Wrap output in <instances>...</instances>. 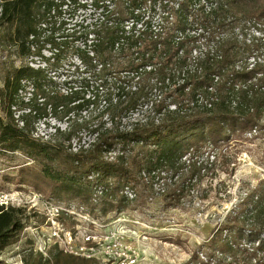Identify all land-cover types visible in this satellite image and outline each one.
Segmentation results:
<instances>
[{
	"label": "trees",
	"instance_id": "16d2710c",
	"mask_svg": "<svg viewBox=\"0 0 264 264\" xmlns=\"http://www.w3.org/2000/svg\"><path fill=\"white\" fill-rule=\"evenodd\" d=\"M90 1L94 8L90 18L96 12L99 17L92 22L86 16L76 19L74 26L79 24L83 42L76 56L81 64L93 66L94 81H90L94 83L69 88L67 106L79 113L98 108L103 101V112L111 107L117 114L130 113L144 104L149 90H165L174 84L181 98L170 102L174 108L167 106L164 113L153 108V117L124 128L95 130L92 146L73 152L72 146L32 137L14 122L11 107L26 88L24 83L39 74L28 65L14 68L0 89V103L7 106L8 116H0V157L20 151L33 163L21 166L18 178L8 181L29 185L63 203L79 200L81 204L90 202L95 184L103 185V213L121 212L140 200L138 187L153 193L154 183L165 186L169 173L177 176L180 162L196 167L188 154L207 144L215 147L229 142L235 133L254 136L264 130V0ZM88 2L0 0V27H10V46L26 48L24 53L29 54L43 31L71 23L79 8L88 9ZM73 5L74 11L69 8ZM252 27L258 35L248 37ZM83 87L87 92L81 91ZM107 151H114L113 160L105 158ZM90 173L98 174L95 183L88 180ZM143 173L149 175L147 181ZM132 179L136 196L130 199L121 191ZM182 191L175 188L171 195L183 196ZM253 193L262 194L259 187ZM260 213L257 208L252 211L257 219ZM249 219L236 214L225 221L224 244L215 248L222 254L218 264H264V236L255 227V219ZM28 220L26 207L0 203V252L18 240ZM247 223L255 227L246 234L250 246L243 243ZM237 253L244 255L240 259ZM206 256L205 261L195 258L187 264H214L211 253ZM96 263L61 251L34 262Z\"/></svg>",
	"mask_w": 264,
	"mask_h": 264
},
{
	"label": "rangeland",
	"instance_id": "374dc122",
	"mask_svg": "<svg viewBox=\"0 0 264 264\" xmlns=\"http://www.w3.org/2000/svg\"><path fill=\"white\" fill-rule=\"evenodd\" d=\"M79 1L82 3V0ZM88 3V9L79 8L78 16H74L71 23L56 26L51 31H43L33 42L29 54L24 53L28 52L26 48L10 46L7 39L10 27H0L2 87H5L6 76L11 75L14 68L28 65L39 70V74L32 77V83H24L26 88L16 98V106L11 107L18 127H24L26 133L39 140L57 141L65 146H72L75 142L78 147L79 144L91 147L96 136L95 130L99 129L102 133L106 128H124L138 119L153 117V108L155 111L160 109L163 113L167 106L174 108L169 105L170 102L181 98V92H178L174 84L165 90H149L144 104L130 113L117 114L111 107L103 112V101L98 108L90 107L79 113L73 106H67L69 88L80 89L81 85L94 83L90 81H94L93 66L81 64L76 56L78 47L83 43L79 24L74 26L76 19L80 21L86 16V20L92 22L99 17L96 12L90 18L94 8L90 0ZM69 8L74 11V5ZM254 34L258 35L252 27L248 37ZM75 65L78 68L75 69ZM83 88L81 91H86ZM152 101L155 102L153 107ZM56 104L64 106H55ZM6 108L0 103L2 118L8 117ZM112 113H116V116L111 124ZM67 114L70 119L66 118ZM82 119L86 122L83 123ZM59 131L62 133L59 134ZM71 150L74 152L73 148ZM105 154V158L110 160L116 155L114 151H107ZM212 156L217 158L213 160ZM190 157H193L192 162L196 167L184 166L180 162L177 165L180 167L177 176L169 173L165 186L160 185L164 189L154 183L153 193L149 194L148 191L146 194L142 186L138 187L140 200L127 204V208L121 212L111 210L104 214L100 203L95 204L90 200L88 204H81L76 200L75 205H83L85 210L80 214L75 209L72 212L74 215H60V227L78 233L77 244L80 243L81 233L86 232L95 235V242L113 237L112 242L111 238L106 243L102 242L98 250H111L115 247L113 254L135 252L138 256L137 264H187L195 258L205 261L208 258L206 252H210L214 264H218L222 254L215 248L224 244L222 238L226 231H222V228L225 221L236 214L255 219L256 224H253L260 227L258 229L264 236V229H261L264 228V130H259L254 136L235 133L229 142L225 141L215 147L207 144L199 151L188 154V158ZM32 163L33 160L20 151L0 157V199L11 205L26 207L29 215L26 228L18 240L0 252V261L4 264H34L41 257L49 258L40 251L44 248L51 251L49 255L58 252L54 242H48V237L53 232L51 222L48 221V203L56 204L60 201L29 185L6 179L18 178L19 168ZM132 180L129 182L131 187L135 186V179ZM256 187L261 189V195L253 193ZM175 188L183 190L184 195L174 198L171 194ZM254 208L261 211L258 219L252 214ZM255 227L251 223L244 226L243 243L247 246H250V241L246 234ZM236 255L241 259L244 254ZM95 260L96 264H110L112 261L102 254H98Z\"/></svg>",
	"mask_w": 264,
	"mask_h": 264
},
{
	"label": "built area",
	"instance_id": "2783aa9c",
	"mask_svg": "<svg viewBox=\"0 0 264 264\" xmlns=\"http://www.w3.org/2000/svg\"><path fill=\"white\" fill-rule=\"evenodd\" d=\"M2 88V85L0 84V89ZM81 145L79 144V147ZM77 143L74 142V145L72 144V148L75 152L79 149ZM112 153V152H111ZM115 154V153H114ZM144 179L147 181L149 175L147 173L142 174ZM88 180L92 183L96 182V179L98 177L97 173H90L88 176ZM156 185H159V183H155ZM160 186V185H159ZM122 194L127 196L130 199H133L136 194L134 189L127 184L123 187ZM106 194L105 188L103 185L95 184L93 194L91 197V201L95 204L101 203L102 197ZM1 204H8L5 203L4 200L0 199ZM50 204L48 207V221L51 222V225L53 227V232L48 237V242L51 243L54 242V247L58 249V251H61L62 253L73 255L77 257H82L85 259H97L98 254H102L105 258L112 259L110 264H137V254L135 252L132 253H116L113 254V247L111 250H108L106 248H102L103 251L98 250V246L102 245L103 243H106L107 239L111 238L110 242H112L114 239L113 237H107L105 240L99 239L97 242L95 235L91 233H81L80 236V243L77 244L76 242V235L78 233H73L72 231L65 230L63 227H60L59 223V217L62 215L73 214L72 212L75 211V209H78V213L80 214L81 211L85 210L84 206H76L75 203H63L59 202L56 204L48 203ZM61 215V216H60ZM74 215V214H73ZM94 220V219H93ZM119 221H122V219H119ZM116 241V240H115ZM43 254V256H49L50 257V250H47L44 248V250H40ZM111 251V252H110Z\"/></svg>",
	"mask_w": 264,
	"mask_h": 264
}]
</instances>
